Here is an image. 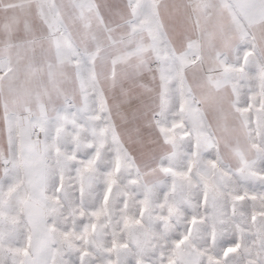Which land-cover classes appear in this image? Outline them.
Here are the masks:
<instances>
[{
    "label": "snow or ice",
    "instance_id": "1",
    "mask_svg": "<svg viewBox=\"0 0 264 264\" xmlns=\"http://www.w3.org/2000/svg\"><path fill=\"white\" fill-rule=\"evenodd\" d=\"M0 264H264V0H0Z\"/></svg>",
    "mask_w": 264,
    "mask_h": 264
}]
</instances>
